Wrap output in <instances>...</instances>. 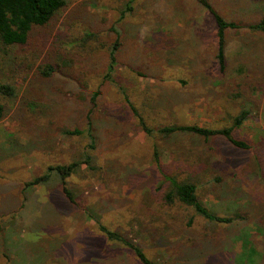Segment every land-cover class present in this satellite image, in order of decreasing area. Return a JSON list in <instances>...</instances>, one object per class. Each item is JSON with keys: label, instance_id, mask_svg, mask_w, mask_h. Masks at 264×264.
Listing matches in <instances>:
<instances>
[{"label": "rangeland", "instance_id": "obj_1", "mask_svg": "<svg viewBox=\"0 0 264 264\" xmlns=\"http://www.w3.org/2000/svg\"><path fill=\"white\" fill-rule=\"evenodd\" d=\"M129 1L67 0L39 30L44 39L33 38L9 57L0 53L1 79L18 88L0 121V213L18 208L0 217V264H141L132 250L105 237L87 209L156 264H242L252 249L248 264H264V33L247 27L264 16V0H210L240 26L227 31L225 73L216 58L215 19L197 0H134L128 11ZM116 42L113 81H104ZM52 45L61 67L41 78L37 67ZM97 88L102 95L94 106ZM123 90L153 128L231 126V117L249 106L234 137L250 147L181 131L152 138ZM239 91L249 94L234 97ZM88 114L95 149L86 132L66 134L86 130ZM85 151L91 164L67 179L77 204L56 174L25 188ZM166 176L193 180L209 209L235 221L211 222L179 201L167 203Z\"/></svg>", "mask_w": 264, "mask_h": 264}, {"label": "trees", "instance_id": "obj_2", "mask_svg": "<svg viewBox=\"0 0 264 264\" xmlns=\"http://www.w3.org/2000/svg\"><path fill=\"white\" fill-rule=\"evenodd\" d=\"M134 0H130L127 3V9L132 10V3ZM201 5L204 6L214 17L217 25V38L218 48L216 58L220 71L225 73L227 70V57H226V35L230 29L240 28L239 24L226 20L218 11L213 7L210 0H197ZM67 0H0V53H4L5 56H10L14 48H22L29 46L35 39H44L40 29L49 26L53 23L59 14V12L66 6ZM247 27L254 32L264 33V16L256 23L248 24ZM96 36L93 33H89L87 37ZM86 39V38H85ZM46 42L43 44L42 51L45 50ZM119 44L116 42L111 49L109 54V63L107 65V72L104 76V81H113V75L116 71L117 60V48ZM50 51H45L42 58V62L38 65L37 71L41 78H50L54 72L59 69L60 63L57 61L56 52L53 53L55 45L51 46ZM55 50V49H54ZM43 53V52H42ZM63 64L70 65L71 63L67 59L61 58ZM25 63V62H24ZM24 63L20 62L21 65ZM13 70L18 69L17 61H14ZM0 61V70H2ZM37 72V73H38ZM141 75V73H140ZM2 74L0 72V121L6 116V105L5 101L17 97L18 88L15 84L9 81H3ZM249 81H244V83ZM243 84V82H242ZM246 84V83H245ZM241 85V84H240ZM244 85V84H243ZM250 83L247 85L249 86ZM261 89V88H260ZM255 88H252L254 91ZM251 91V90H250ZM248 95L249 91H245L244 95ZM126 102L128 103L130 110H132L138 125L145 131L146 134L152 138L158 137V135L169 136L175 132H189L196 136H202L205 138L222 136L225 137L230 143L238 148H249V144L246 141L239 140L234 137V130L241 127L244 122L248 119L251 114L249 106H245L241 111L232 116L233 124L231 126H224L220 128L203 127L199 125H168L160 128H153L143 113L137 108L132 99L128 96L126 90H123ZM102 95V90L97 88L91 95L92 104L95 106L97 99ZM241 92H237L234 97H242L244 95ZM247 100L246 102H248ZM91 111V110H90ZM93 119L91 114L87 115V129L82 130L75 128L73 130H66L68 135H82L87 133L90 139L89 148H96V137L94 134ZM154 160L156 164L161 162L160 153L156 148L154 152ZM93 157L87 151L82 154V158L75 160L68 165H57L48 168V171L40 176H36L33 180L26 183L25 188L33 187L39 184L47 183L53 174L60 177L63 189L67 197L76 203V198L73 192L67 186V179L73 176L82 164H91ZM166 180L169 181V190L165 192L164 199L167 203L172 204L175 201H179L181 204L191 207L195 213L204 219L216 222V223H232L235 221L233 216H222L212 211L207 207L199 198L198 195V184L193 180H182L179 181L175 177L166 176ZM18 208H13L10 211H6L4 214L0 213V217H5L9 213L17 212ZM85 213L89 219H94L98 224L101 232L105 237L112 242L120 243L121 245L129 248L133 251L136 257L139 259L141 264H156L150 260L141 247L134 244L132 241L124 237L118 231H114L106 227L100 220L98 213L92 209L85 210ZM192 223V219L189 222ZM248 244V243H247ZM254 250L252 249L249 253L241 256L242 264H247L253 261Z\"/></svg>", "mask_w": 264, "mask_h": 264}]
</instances>
